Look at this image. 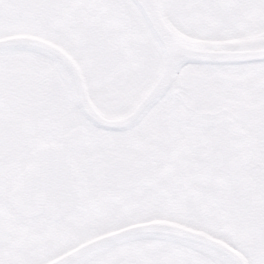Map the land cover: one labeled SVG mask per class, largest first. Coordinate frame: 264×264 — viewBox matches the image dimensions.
Masks as SVG:
<instances>
[{
    "label": "snow or ice",
    "instance_id": "obj_1",
    "mask_svg": "<svg viewBox=\"0 0 264 264\" xmlns=\"http://www.w3.org/2000/svg\"><path fill=\"white\" fill-rule=\"evenodd\" d=\"M0 264H264V0H0Z\"/></svg>",
    "mask_w": 264,
    "mask_h": 264
}]
</instances>
